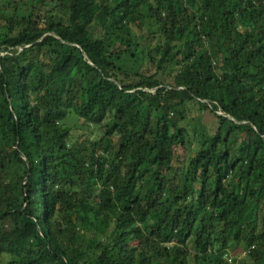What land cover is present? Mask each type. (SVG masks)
Instances as JSON below:
<instances>
[{"label": "trees", "instance_id": "16d2710c", "mask_svg": "<svg viewBox=\"0 0 264 264\" xmlns=\"http://www.w3.org/2000/svg\"><path fill=\"white\" fill-rule=\"evenodd\" d=\"M239 248L264 264V0H0V264Z\"/></svg>", "mask_w": 264, "mask_h": 264}, {"label": "rangeland", "instance_id": "374dc122", "mask_svg": "<svg viewBox=\"0 0 264 264\" xmlns=\"http://www.w3.org/2000/svg\"><path fill=\"white\" fill-rule=\"evenodd\" d=\"M205 124L208 127L210 125L208 120H205ZM73 130H72V132L75 135H79L80 134L78 130H74V131ZM245 252L246 251L243 248H239L237 251L230 253V255L227 258L229 259V262L231 264H246V262H245Z\"/></svg>", "mask_w": 264, "mask_h": 264}]
</instances>
